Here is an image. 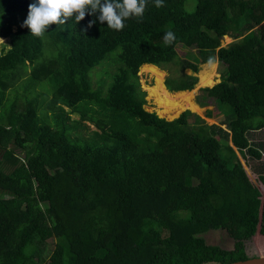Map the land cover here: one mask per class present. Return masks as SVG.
<instances>
[{
    "label": "trees",
    "instance_id": "trees-1",
    "mask_svg": "<svg viewBox=\"0 0 264 264\" xmlns=\"http://www.w3.org/2000/svg\"><path fill=\"white\" fill-rule=\"evenodd\" d=\"M186 1L157 8L148 0L121 30H83L94 18L86 15L35 35L22 26L32 0H0V39H9L0 47V264L250 258L245 243L264 237V198L245 169L264 185V147L248 138L264 130V0H192L190 12ZM167 31L176 37L169 44ZM224 36L234 41L222 47ZM177 45L194 50L198 64L179 59ZM108 57V81L93 85L88 72ZM215 61L220 81L201 91L225 112L226 130L197 115L190 124L189 111L167 121L144 109L141 66L195 73ZM165 83L188 91L196 77ZM82 122L95 130L81 135ZM210 230L225 231L232 248L206 244L201 235Z\"/></svg>",
    "mask_w": 264,
    "mask_h": 264
},
{
    "label": "rangeland",
    "instance_id": "rangeland-1",
    "mask_svg": "<svg viewBox=\"0 0 264 264\" xmlns=\"http://www.w3.org/2000/svg\"><path fill=\"white\" fill-rule=\"evenodd\" d=\"M193 6H194V1L192 0H187L184 4L185 10L188 12L192 11ZM258 29L260 31L261 36L264 38V21L259 25ZM8 41H9L8 38L0 39V47L5 46L6 48H8V45H9ZM233 41L234 40L231 39V37L224 36L221 40V46L222 47L227 46ZM176 52L178 54L179 59L188 60L191 63L198 64V59L195 55L194 50L185 48L181 45H177ZM110 59L111 57H108L106 60H104L102 63H100L99 65H97L96 67H94L88 72L89 81L90 82L93 81L91 82L93 83V85H95L94 82L100 78H104L106 82L108 81V78H105V76H107V72L109 69H110L109 72L113 70L112 67H108V61H110ZM208 66H209V69H208ZM144 68H148V67L141 66L138 69L137 76H138L139 88L145 93V96H144L145 104L143 107L146 111L154 112L155 114H160L161 117L167 118L169 120L173 118L174 119L177 118L181 113L185 111H189L191 113V115L188 117V122L190 124L193 123V120H194L193 115H197L200 118H202L206 124L216 125L220 127L221 129L226 130V126L223 125L224 118H225V112L217 109L215 104L210 99L203 98L202 91H201L202 88L212 87L213 85H215L216 83L220 81V76L223 71V67L219 66L217 61L213 63H205V64L198 65V71L195 73L192 72L190 69H181L177 64H168V65L157 68V70L161 71V73L163 74V76L160 77L162 86L164 87L165 91H167V93L171 94L172 97L176 95V93L178 94L179 92L168 91L166 87V83H165L166 79L168 78H170L171 80L180 79V78H183V75H192L196 77V83L193 86V88L189 91L190 93L189 96L192 99L191 103L195 106V107H191L189 105L190 108H194L192 110L187 106V104L186 105L184 104L181 98H178L177 99L178 101L174 100V103H165V101H161L157 96H155L153 88L156 86V83L158 80L156 75H158L159 72L153 69L149 71ZM28 71H29V66L17 72L15 77L19 74L18 81L21 82L26 79ZM203 71L204 72L208 71L207 73L211 72L214 74L212 77V82H213L212 86H209V87L202 86L203 84L201 83L200 75L203 73ZM110 78H111V75H110ZM22 86H23V83H19L18 85H16L14 88V92L17 93L18 89ZM9 90L10 89H8L6 92L7 97H11V93ZM47 99L48 101L51 99V96L49 94H48ZM5 104H6L5 108L9 109L11 107L12 100H5ZM64 109L65 111L68 112V108H64ZM47 111H48L47 114L49 115V121L52 122L51 120L52 112L49 110ZM78 119H79L78 114L70 115V121L78 120ZM82 123L86 125V127L80 128L78 130V133H80L81 135L87 136L91 131L95 130L94 126L89 124L88 122H82ZM248 138L251 144H261L262 147H264V130L249 132ZM245 169L249 176L250 181L256 187H258V189L261 191L263 195L264 185L260 184L256 180V177L253 174V172H251L247 167H245ZM262 202H263V199H262ZM47 216H48V221L50 225H53L51 218L49 217V215ZM201 238L202 239L204 238V242L206 244L218 245L225 249L232 248V240L228 237L226 232L223 230H210L202 234ZM245 249H246V254L250 258L257 257V256H264V237L261 236L258 232H256V234L252 237V239L245 243Z\"/></svg>",
    "mask_w": 264,
    "mask_h": 264
},
{
    "label": "clouds",
    "instance_id": "clouds-1",
    "mask_svg": "<svg viewBox=\"0 0 264 264\" xmlns=\"http://www.w3.org/2000/svg\"><path fill=\"white\" fill-rule=\"evenodd\" d=\"M147 3L148 0H32L22 26L27 27L31 34L42 35L50 24L63 26L69 17L79 22L87 15L94 18L87 21L83 30L95 23L121 30L127 19L143 16ZM152 3L158 8L163 6L164 0H152ZM175 39L172 31L163 35L165 44Z\"/></svg>",
    "mask_w": 264,
    "mask_h": 264
},
{
    "label": "bare ground",
    "instance_id": "bare-ground-1",
    "mask_svg": "<svg viewBox=\"0 0 264 264\" xmlns=\"http://www.w3.org/2000/svg\"><path fill=\"white\" fill-rule=\"evenodd\" d=\"M213 66V65H211ZM142 67H148V68H144V69H147L149 71H151V69L153 70H157L156 67H153V66H149V65H143ZM208 69H209V66H208ZM213 70V69H212ZM211 70V71H212ZM159 72L157 76L158 80H157V83H156V86L153 88L154 89V95L157 96L161 101H165V103H174V100H177L178 98H181V100L184 102V104L190 108L191 107H195L191 102H192V99L191 97L189 96V92H179L178 94L176 93V95H174L173 97L171 96V94L167 93V91H165L164 87L162 86L161 84V78L163 76V74L161 73V71L157 70ZM208 72V71H207ZM207 72H204L200 75V80H201V83L203 84L202 86H212V77H213V73H207ZM162 75H161V74ZM201 85V84H200ZM178 101V100H177ZM175 105V104H174ZM173 105V106H174ZM178 105V104H177ZM190 105V106H189ZM182 106V105H181ZM183 107V106H182ZM191 110L194 109V108H190ZM171 113V112H170ZM175 113V111H174ZM172 114V113H171ZM160 115V114H159ZM171 116V115H170Z\"/></svg>",
    "mask_w": 264,
    "mask_h": 264
},
{
    "label": "water",
    "instance_id": "water-1",
    "mask_svg": "<svg viewBox=\"0 0 264 264\" xmlns=\"http://www.w3.org/2000/svg\"><path fill=\"white\" fill-rule=\"evenodd\" d=\"M149 66H153V67H156V68H158L157 66H155V65H150V64H148ZM190 90H188V91H178V92H189ZM159 118H163V117H161L159 114H156ZM163 119H165V120H167V121H171V120H173V119H171V120H169V119H167V118H163ZM229 264H264V256H257V257H253V258H249V259H246V260H243V261H236V262H232V263H229Z\"/></svg>",
    "mask_w": 264,
    "mask_h": 264
},
{
    "label": "crops",
    "instance_id": "crops-1",
    "mask_svg": "<svg viewBox=\"0 0 264 264\" xmlns=\"http://www.w3.org/2000/svg\"><path fill=\"white\" fill-rule=\"evenodd\" d=\"M262 153V159H261V162H264V150L261 151ZM264 173V172H263ZM255 175V174H254ZM256 177V175H255ZM258 188V187H257ZM261 192V191H260ZM262 194V193H261ZM264 198V191H263V195H262V199Z\"/></svg>",
    "mask_w": 264,
    "mask_h": 264
}]
</instances>
